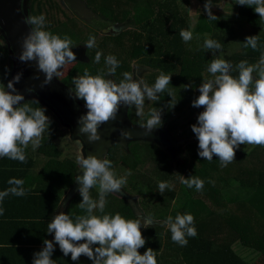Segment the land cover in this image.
<instances>
[{
    "label": "trees",
    "instance_id": "trees-1",
    "mask_svg": "<svg viewBox=\"0 0 264 264\" xmlns=\"http://www.w3.org/2000/svg\"><path fill=\"white\" fill-rule=\"evenodd\" d=\"M86 1L95 12L112 24L124 25L132 20H136V23L133 29L116 36L103 37V41H99L96 47L87 49L85 59L78 61L71 68L62 80L63 83L70 90L74 88L72 78L83 75L85 70L91 75H96L101 70L106 73L105 57L108 55H114L119 61L115 75L107 77L117 83L123 79L124 72L132 73L134 62L151 70L146 78V83L151 86L161 72L171 75L168 87L172 97L162 93L158 94L160 98L155 102L146 98L144 108L146 116L143 119L136 115L134 106L127 108L126 117L132 125L139 126L146 121L147 113L152 107L160 109L163 123L159 128L167 126L177 137L193 138V142L188 146L189 156L183 164L178 165L181 172L173 180L177 181L179 175L186 172L185 178L195 176L204 181L202 191H197L195 187L188 188L180 183L178 208L171 212L167 210L156 212L147 204L154 198L156 201L160 200L157 198L160 196L153 194L142 179L135 176L127 179L128 188L142 195L139 205L148 210V213L152 211L153 217L164 220L169 215L175 217L177 213H190L195 217L194 226L198 233L196 237H188L187 246L181 247L171 240V232L166 227L165 230L160 226L147 228L141 231L146 244L138 249L139 253L143 255L148 248H152L156 251L158 264H248L232 248L233 243L239 241L244 247L258 252L264 264V147H259L249 154L236 149L235 161L222 167L215 155L210 162L199 157L198 139L191 130V126L197 123L199 113L204 110L202 107H193L192 101L199 96L198 89L203 80L212 78L207 72L210 62L217 54L224 53L233 44H238L241 48L239 54L226 58L233 67L241 60H247L249 64L258 62L261 53L264 52V21L260 20L259 14L253 7L239 5V16L245 18L252 29L242 35L236 32L237 25L230 23L228 32L224 34L223 23L209 20L204 16H201L195 27L191 29L186 14L175 5V0L170 2L167 0ZM28 2L29 15L44 14L45 30L59 34L61 37L68 35L76 46L72 50L85 44L89 36L97 35L92 30L83 32V28L80 29L69 15L70 12L61 7L56 0ZM182 29L193 32L191 41L185 43L182 40L179 35ZM257 35L259 37L257 50L243 46L246 37ZM206 38L221 43L222 50L213 53L212 50L205 49L203 45ZM97 51L102 53L99 63H95ZM0 53L6 61H9L10 56L6 47ZM11 73L12 62L5 71V78L9 80ZM231 74L238 76V72ZM183 85L190 87L185 89ZM170 104L175 105L169 107ZM39 106L44 108L40 103ZM55 140L56 136L53 133L44 135L41 147L36 149V154L45 158V164L36 176L40 182L35 192L40 196L34 195V198L45 203L53 195L50 191L52 187L71 188L79 170L76 161L62 159ZM130 143L128 149L120 144H114L108 149L105 158L112 162L115 172L117 167L123 168L125 172L126 170L132 172L148 162L152 165H161L159 167L167 170V174L172 176L171 169L164 160V152L158 146L149 141ZM26 156V163L7 157L0 158V181L8 179L13 174L28 173L26 169L35 164L30 147L26 149ZM229 179L240 182L241 187L246 190L245 197H225L227 193L223 192L228 188ZM123 188L127 190L126 186ZM90 194L93 199H98V190L95 188L90 190ZM106 199V214L120 213L125 219H138L134 207L124 198L110 193ZM81 201L82 197L77 192L67 204L65 214L72 216L83 214L77 207ZM164 201L167 203V200ZM59 202L60 198L50 204L51 214L58 208ZM94 214L101 215L99 211ZM97 246L94 245L93 248ZM68 264H93V261L81 256L76 262L70 260Z\"/></svg>",
    "mask_w": 264,
    "mask_h": 264
},
{
    "label": "clouds",
    "instance_id": "clouds-1",
    "mask_svg": "<svg viewBox=\"0 0 264 264\" xmlns=\"http://www.w3.org/2000/svg\"><path fill=\"white\" fill-rule=\"evenodd\" d=\"M21 4L23 0H20ZM239 5L253 7L264 21V0H237ZM212 0H206L204 5L209 20L218 18L211 11ZM23 9H17L21 12ZM23 22L31 26L30 32L23 37L21 53L18 59L21 62H35L38 72L45 75L41 87L49 84L53 78H59L63 69L77 60L76 53L72 51L76 46L68 35L61 37L46 29L44 14L28 15L23 17ZM182 40L187 43L193 39V32L182 29L179 33ZM4 45V42H3ZM87 49L96 47V37L89 36L85 43ZM204 48L213 53L222 50V45L216 40L206 38ZM245 48L257 50L259 37L248 36L243 42ZM2 47V46H0ZM2 54V53H0ZM102 53L97 51L95 63H99ZM107 72L101 70L96 75H91L87 70L83 75L72 78L74 88L70 94L84 101L87 113L78 120V133L86 136L89 143L101 140L98 129L101 125L114 121L120 107H135L136 115L142 119L146 116L145 99L155 102L169 90L171 75L161 72L152 86L142 78L134 79L130 72L123 73L119 83L107 78L115 75L119 61L114 55L105 57ZM10 71V70H9ZM207 72L210 79L203 80L199 86V96L192 101L195 108H203L199 113L197 123L191 126L192 132L198 139V155L206 161H212L213 156L218 157L222 167L235 161V152L240 145L264 147V52L258 62L249 64L241 60L233 65L222 58H214ZM232 72H238L233 76ZM255 74V75H254ZM22 77L17 73L5 86L0 83V158L27 162L26 149L31 145L33 151L41 147L44 134L49 135L52 123L45 114L46 109L39 106L37 99L25 100L15 88ZM39 79V76L33 77ZM190 85H183L187 89ZM31 93L34 88L26 89ZM176 104V103H175ZM175 104H170L173 107ZM34 105H38L34 107ZM161 110L152 107L144 123L139 125L145 130V135L162 126ZM122 139H131L130 131L120 130ZM79 149L76 157L78 168L83 169L82 175L76 176L79 184V194L82 201L77 207L83 214L70 215L60 212L47 224V232L54 233L55 244H58L64 256L71 254L73 261L85 256L93 264H158L156 251L148 248L143 255L138 249L146 244L141 232V219H125L120 213L106 214L107 195L118 193L127 184V177L131 170H126L122 176H117L113 170L112 162L99 159L95 155L83 154L84 143L80 139L74 142ZM179 182L188 188L202 191L204 181L198 177L185 178L179 175ZM11 187L0 191V202L5 197L15 195L22 197L27 190L23 179L10 178ZM98 189V199H93L90 190ZM174 185L169 182L158 181V191L163 194L166 189L171 190ZM176 200H172L175 207ZM99 211L101 215L94 214ZM4 209L0 207V215ZM143 227L151 225L152 220L146 219ZM171 232V240L181 247L187 246L188 237H196L197 229L195 217L190 214L177 213L175 217L167 216L160 222ZM45 247L34 254L32 264H56L52 254L54 243L50 240L43 241ZM94 245H98L93 248Z\"/></svg>",
    "mask_w": 264,
    "mask_h": 264
},
{
    "label": "rangeland",
    "instance_id": "rangeland-1",
    "mask_svg": "<svg viewBox=\"0 0 264 264\" xmlns=\"http://www.w3.org/2000/svg\"><path fill=\"white\" fill-rule=\"evenodd\" d=\"M56 1L61 7H64L65 5L64 0H56ZM79 1L85 7L88 6V4L86 6V3H85L86 0H79ZM167 1L170 2L172 0H167ZM236 2L237 0H212L211 11H212V14L218 18L217 21L223 23L222 31L224 34L228 32V29H229L228 24L231 23V24L237 25L235 27V30L237 33L245 35L247 30H249L251 27L248 26L245 18L239 16L238 14L239 4ZM205 3L206 1H202V0H175V5L180 8L181 12L186 14V17L190 22L191 29L195 27V25L197 24L201 16L208 17V14L204 8ZM28 5H29V2L27 3V8H28ZM88 7L87 9L89 11H92L91 9H89L90 7L89 8ZM137 13L138 12L136 11V14ZM93 14L95 16V19L98 22L102 21V24L104 23L102 26L99 27V29H96L95 24H93L92 22H89V21H86L80 18L73 12H70L69 15L77 23L80 29L83 28L82 29L83 32H86L85 30H89V28L96 32L97 34L96 45L98 44L99 41H103L104 39L103 37H100V36L104 35L105 37L108 35L109 36L119 35L120 33L133 29L132 27L136 23V20H132L131 22H128L124 25H116V24H112L111 22L108 23V22L103 21L97 12H94ZM3 42H4V45H3ZM0 46H2L0 47V51L4 49V47H6L8 51L6 40L3 38L2 34H0ZM78 49L81 50V55H82L81 60H84L85 57L87 56L86 55L87 47L85 46V44H82L80 45V47H78ZM240 51H241L240 46L238 44H233L230 47H228V49L224 53L220 52L219 54H217L215 58L226 59L231 55L239 54ZM8 54L10 56L9 61H6V58L3 56V54H0V83H3L5 86L10 80V79L8 80L5 78V71L8 69L11 62H12V70H14V61H12L13 57H11L9 51H8ZM78 61L80 60L77 59L72 64L67 65L63 69V74L59 78L54 77L55 81L59 85L63 86L64 88L68 90L69 88L63 83L62 80L67 76L71 68ZM131 72L134 76V79L142 78L144 82L146 83V78L150 74L151 70L147 67L139 65L137 62H134L132 64ZM148 85L151 86L150 84ZM70 95H71L72 100H74L79 106L86 109L85 104L82 103L79 99L75 98L74 94H70ZM32 99H35V98L33 96H29L27 100H32ZM44 108L46 109L45 114L52 121L50 128H49V134L51 133L55 134L56 136L55 143L58 149L61 151L62 159L68 158V159H72L76 161V157L78 155L79 149H78V146L74 142L76 139H79V138L72 137L69 127L62 124L59 117L55 114V112L50 107L44 105ZM124 124L129 125V126H134L127 118L124 120ZM153 132L157 133L160 136V140L159 141H149V142L158 146L160 150L164 152L163 153L164 160L168 163L171 169L172 176H169V174H167V170L165 169L162 170L159 167L161 165H152L151 163H148V162L141 165L136 170L132 171L130 176H135L136 178L138 177V179H142L145 182V185H147V187L153 191V194H158L160 196V198L157 196H154L160 200L156 201L154 198L153 200H150L148 202L147 205L151 210H155L156 212L157 211L162 212L163 210H167L171 212L175 210L176 208H178L179 203L177 199H178V196L180 195L179 177L178 179L176 178L177 181L173 180V178L181 172V171L179 172L178 165L183 164L184 161L189 156L190 149L188 148V146L193 142V138L177 137L175 134L170 132L167 126L154 129ZM44 135H48V133L46 132ZM130 142H133V141H127L125 144L121 146H123L125 149H128V147L131 144ZM116 144H119V143H116ZM29 147H30V152L34 153V154L32 153V157L35 158L36 166L40 169L41 165L45 164V158L41 155H37L36 150L33 151L31 145H29ZM259 147L261 146L253 147L250 145H240L238 149L242 152L249 154ZM83 154H84V150H83ZM116 174L119 177V176L124 175L125 171L123 168L117 167ZM181 174L182 176L185 177L186 172H183ZM130 176H128L127 179ZM158 181L169 182L170 184L174 185V188L171 190L166 189L165 192L161 194L158 191ZM125 186L127 187L126 191L124 190V188H122L120 192L113 193V194L124 198L134 207L137 217L142 220V225H141L140 230L143 231L147 228H152L155 226L163 227L161 226V223H160L161 221H163V219H158V218L153 217L151 215L153 214L152 211L148 213V210L142 208V206L139 205V202L142 200V195L140 193H137L136 191L130 190L127 185ZM95 189L98 190L97 188ZM223 193H227L225 194V197L238 196V197L243 198L245 197L246 190L241 187L239 181L232 179L229 182L226 192H223ZM171 195H174V196L171 197ZM173 199L176 200L175 207L172 206ZM164 200H167V203H165ZM64 208L65 206H63V209ZM148 218H150L152 222L149 227L145 228L143 227V222L147 223L148 221L146 219ZM163 228L164 230L166 229L165 227ZM232 248L248 264H263V262L261 261V255L258 252H255L252 249L244 247L243 245L239 243V241H235L232 245Z\"/></svg>",
    "mask_w": 264,
    "mask_h": 264
},
{
    "label": "water",
    "instance_id": "water-1",
    "mask_svg": "<svg viewBox=\"0 0 264 264\" xmlns=\"http://www.w3.org/2000/svg\"><path fill=\"white\" fill-rule=\"evenodd\" d=\"M29 0H23L21 4L20 0H0V33L6 40L8 51L13 57L14 70H12L10 80L15 77L17 73H22V77L18 83H15V88L20 94L25 96V100L29 96H33L43 106L50 107L55 114L59 117L63 125L69 127L72 137L79 138L84 143V154L85 158L88 155H95L99 159H104L108 149L119 143L120 145L125 144L127 141H159L160 136L151 132L145 135V130L139 126H129L124 124V120L127 118V106H121L117 113V117L114 121H109L98 129L101 136V140L89 143L86 136L78 133V120L81 115L87 113V110L78 104L76 108L71 106L70 101L66 98L70 91L63 86L59 85L55 79L41 87V83L45 79V75L42 72H38L35 62H21L18 57L22 51L21 44L23 37L26 36L31 26L23 22V17L29 15L27 3ZM68 6L79 16L80 18L94 22L98 21L95 19L94 14L83 7L78 0H66ZM22 8L21 12H17V9ZM76 53L77 59L81 60V50H72ZM39 76V79H33V77ZM32 87L34 91L29 93L26 91L27 88ZM68 106L70 108H68ZM130 131L132 133L131 139H122L120 136V130ZM83 174V169L79 168L78 175ZM79 184L74 182L68 196L64 200L65 207L70 202L72 197L79 192Z\"/></svg>",
    "mask_w": 264,
    "mask_h": 264
},
{
    "label": "crops",
    "instance_id": "crops-1",
    "mask_svg": "<svg viewBox=\"0 0 264 264\" xmlns=\"http://www.w3.org/2000/svg\"><path fill=\"white\" fill-rule=\"evenodd\" d=\"M40 169L35 162L32 167L26 169L28 173L13 174L8 179L0 181V191L11 187L8 184L10 178L23 179L24 187L27 190L26 195L22 197L10 194L0 202V207L4 209L3 215H0V264H32L34 254L45 247L44 240L53 241L55 250L51 258L56 261V264H68L72 260L71 254L64 256L60 250H56L59 249V246L55 244L54 233L47 232V224L54 216L60 212L65 213L64 200L68 196L70 188L62 189L54 186L50 190L53 195L50 196L48 203L37 200L34 195H38L35 189L40 182L39 179H36ZM59 198V206L51 214L50 204Z\"/></svg>",
    "mask_w": 264,
    "mask_h": 264
},
{
    "label": "flooded vegetation",
    "instance_id": "flooded-vegetation-1",
    "mask_svg": "<svg viewBox=\"0 0 264 264\" xmlns=\"http://www.w3.org/2000/svg\"><path fill=\"white\" fill-rule=\"evenodd\" d=\"M79 1V0H78ZM64 2H65V5H64V9L67 11V12H73V13H75L69 6H68V4L66 3V0H64ZM79 3H80V1H79ZM86 3V6H87V1L85 2ZM83 7H85L82 3H80ZM89 6V5H88ZM87 6V7H88ZM87 7H85L86 9H87ZM90 7V6H89ZM88 7V8H89ZM89 9H91L92 11L91 12H95L91 7L89 8ZM88 10V9H87ZM89 11V10H88ZM76 14V13H75ZM77 15V14H76ZM98 15L100 16V14L98 13ZM101 17V16H100ZM102 18V17H101ZM102 20L103 21H105V22H108V23H110L111 21H109L108 19H106V18H102ZM93 24H95L94 22H92ZM104 24V23H103ZM102 24V21H100V22H98L97 24H95V27H96V29H99V27L100 26H102L103 25ZM89 30H92V29H90L89 28ZM93 31V30H92ZM93 32H95V31H93ZM96 33V32H95ZM100 37H104V35H102V36H100ZM105 37H110L109 35L108 36H105ZM96 38H97V35H96ZM70 91V90H69ZM66 98L70 101V103H71V106L74 108H76V105H77V103L74 101V100H72V98H71V95L70 94H67L66 95ZM68 108H70L69 106H68Z\"/></svg>",
    "mask_w": 264,
    "mask_h": 264
}]
</instances>
